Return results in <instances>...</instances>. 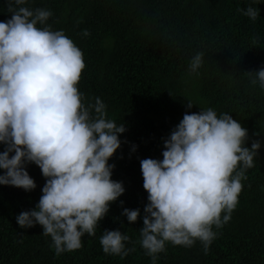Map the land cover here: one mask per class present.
Listing matches in <instances>:
<instances>
[{"label":"trees","instance_id":"1","mask_svg":"<svg viewBox=\"0 0 264 264\" xmlns=\"http://www.w3.org/2000/svg\"><path fill=\"white\" fill-rule=\"evenodd\" d=\"M8 2L0 0V21L11 17ZM23 6L51 11L37 27L62 30L83 52L82 102L101 98L107 118L124 125L108 163L111 179L125 191L110 203L94 236L85 234L80 249L57 256L39 224L21 228L16 222L38 203L46 179L36 164H26L35 189L0 185V264H153L140 244L148 202L140 161L162 159L163 142L183 115L209 107L247 129L246 147L259 141L260 148L245 170L231 219L213 225L207 253L199 240L191 247L166 242L155 264H264V89L250 82L264 68V0H26ZM248 6L259 10L255 21L238 11ZM197 53L202 64L191 72ZM4 147L0 143V151ZM123 208L140 209L137 221L129 223ZM105 229L128 235L126 247L135 251L123 258L105 254Z\"/></svg>","mask_w":264,"mask_h":264},{"label":"clouds","instance_id":"2","mask_svg":"<svg viewBox=\"0 0 264 264\" xmlns=\"http://www.w3.org/2000/svg\"><path fill=\"white\" fill-rule=\"evenodd\" d=\"M25 4L9 0L11 17L0 21V185L31 191L36 184L25 166L40 168L46 178L42 195L16 222L21 228L39 224L59 256L80 249L85 234L94 236L110 203L124 193L123 183L111 179L114 165L108 160L126 129L107 118L101 98L82 102L77 85L86 66L83 52L62 30L37 27L51 11ZM238 11L252 21L259 15L252 6ZM202 55L191 58V72L201 66ZM250 82L264 89V68ZM247 138L240 122L209 107L183 115L163 142L162 159L140 161L148 194L140 244L153 264L166 242L191 247L199 240L207 253L216 237L213 225L231 219L245 170L260 148L259 141L246 147ZM121 215L133 223L140 209L123 208ZM129 240L119 229H105L100 244L105 254L123 258L135 251L126 247Z\"/></svg>","mask_w":264,"mask_h":264}]
</instances>
